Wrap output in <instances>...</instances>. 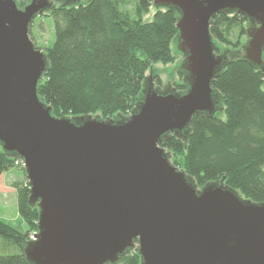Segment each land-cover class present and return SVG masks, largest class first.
<instances>
[{
	"label": "water",
	"instance_id": "obj_1",
	"mask_svg": "<svg viewBox=\"0 0 264 264\" xmlns=\"http://www.w3.org/2000/svg\"><path fill=\"white\" fill-rule=\"evenodd\" d=\"M18 1L0 0V148L21 161L28 204L38 210L27 262L111 264L136 251L140 264H264V202L223 179L198 187L161 145L181 137L194 115L222 111L211 82L233 58L264 77V0H153L155 10L177 13L172 53L180 60L150 67L130 113L106 119L55 117L38 96L49 65L29 26L81 0ZM219 13L247 20L238 55L210 34ZM175 71L183 92L170 85ZM155 75L166 76L162 89Z\"/></svg>",
	"mask_w": 264,
	"mask_h": 264
},
{
	"label": "trees",
	"instance_id": "obj_2",
	"mask_svg": "<svg viewBox=\"0 0 264 264\" xmlns=\"http://www.w3.org/2000/svg\"><path fill=\"white\" fill-rule=\"evenodd\" d=\"M153 0H82L56 7L54 41L46 49L49 68L38 85V96L55 117L128 115L142 89L148 69L175 59L171 45L177 36V13L155 10L149 22L142 16ZM32 25V24H31ZM247 20L237 14H217L209 31L217 44L238 55ZM236 41H232L234 30ZM218 46V45H217ZM155 83L160 85L157 76ZM182 81V76H181ZM211 87L220 95L222 111L213 117L194 115L186 132L171 135L162 146L174 166L192 177L198 187L220 181L243 198L264 202V77L241 57L233 58ZM182 83L175 90L185 91ZM20 164L0 148V176ZM24 176V172H23ZM25 178V177H24ZM26 179L17 187V210L30 231L36 232L38 210L28 204ZM29 233L0 220V264H29L23 247ZM111 264H140L129 251Z\"/></svg>",
	"mask_w": 264,
	"mask_h": 264
},
{
	"label": "rangeland",
	"instance_id": "obj_3",
	"mask_svg": "<svg viewBox=\"0 0 264 264\" xmlns=\"http://www.w3.org/2000/svg\"><path fill=\"white\" fill-rule=\"evenodd\" d=\"M82 1V0H81ZM133 0H129V3L126 5L128 9L132 7ZM155 13V9L153 7L149 8V12L142 16L143 22H149L152 20L153 15ZM33 40L37 46V49L46 53V49L50 47L54 41V28L53 21L50 17H46L45 15L37 16L30 26ZM238 34V30H234V34L232 36V41H236V36ZM245 36L240 38V43H245ZM217 44V43H216ZM219 48H226L225 45L217 44ZM173 52V45H171ZM231 47H227V50H231ZM180 60V57H175L174 61L169 64H161L156 63L151 66V68H167L168 66L173 67V64ZM150 69V68H149ZM146 72V75L149 72ZM174 78L177 81L171 82V86L176 88V85L181 83V73L180 71H175ZM157 76V75H155ZM158 79L160 83L163 85L166 76L158 75ZM20 164L16 163V167L12 168L6 172H4L0 176V220L4 221L17 231L21 233H29L30 239L32 238V232L30 231L28 225L20 218L17 210V187L21 186L24 182L23 171L19 169ZM22 167V166H21Z\"/></svg>",
	"mask_w": 264,
	"mask_h": 264
},
{
	"label": "flooded vegetation",
	"instance_id": "obj_4",
	"mask_svg": "<svg viewBox=\"0 0 264 264\" xmlns=\"http://www.w3.org/2000/svg\"><path fill=\"white\" fill-rule=\"evenodd\" d=\"M27 3H28V0H19L18 1V7L19 8H23ZM31 24H30V26H31ZM30 26H29V39L31 40V42L33 43V45L35 46V48L37 49V46H36V44H35V42L33 40V37H32V32H31ZM150 75H151V73H149L146 77H149ZM153 84H154V87H156V88L157 87H160L162 89L164 87V85H162V84L158 85L157 83H155L154 79H153Z\"/></svg>",
	"mask_w": 264,
	"mask_h": 264
}]
</instances>
